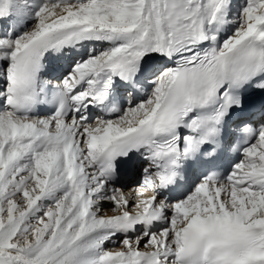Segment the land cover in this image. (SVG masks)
<instances>
[{
    "label": "snow or ice",
    "instance_id": "obj_1",
    "mask_svg": "<svg viewBox=\"0 0 264 264\" xmlns=\"http://www.w3.org/2000/svg\"><path fill=\"white\" fill-rule=\"evenodd\" d=\"M0 264H264V0H0Z\"/></svg>",
    "mask_w": 264,
    "mask_h": 264
},
{
    "label": "rangeland",
    "instance_id": "obj_2",
    "mask_svg": "<svg viewBox=\"0 0 264 264\" xmlns=\"http://www.w3.org/2000/svg\"><path fill=\"white\" fill-rule=\"evenodd\" d=\"M243 2H244V0H240V2H238L237 6L240 5Z\"/></svg>",
    "mask_w": 264,
    "mask_h": 264
},
{
    "label": "bare ground",
    "instance_id": "obj_3",
    "mask_svg": "<svg viewBox=\"0 0 264 264\" xmlns=\"http://www.w3.org/2000/svg\"><path fill=\"white\" fill-rule=\"evenodd\" d=\"M110 247H111V245H110Z\"/></svg>",
    "mask_w": 264,
    "mask_h": 264
}]
</instances>
